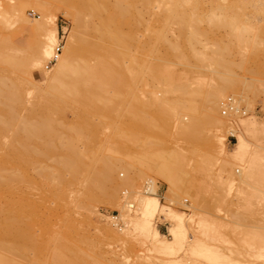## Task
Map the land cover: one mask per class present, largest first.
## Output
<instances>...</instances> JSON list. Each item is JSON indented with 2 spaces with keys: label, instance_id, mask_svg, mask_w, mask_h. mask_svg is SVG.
Here are the masks:
<instances>
[{
  "label": "rangeland",
  "instance_id": "1",
  "mask_svg": "<svg viewBox=\"0 0 264 264\" xmlns=\"http://www.w3.org/2000/svg\"><path fill=\"white\" fill-rule=\"evenodd\" d=\"M204 1H202L201 6L204 5L206 7L208 14H211L208 12L209 7H213L218 1L222 6L226 5L224 7H228V5L236 6L234 7L235 9L225 10L224 13L222 11V15L225 16L235 14L240 6H247V9L244 8L246 10L244 13L243 10L238 11L243 14L240 13V17H245L253 26L248 25V23L244 27H238L237 30V27L234 26L233 29L232 26L228 27L229 25L219 27L216 24V26L210 25V23L208 25L203 20L201 24L199 23L200 21L198 22V32L202 33L204 37L207 35L208 39L204 40V38L199 37L202 34L197 33L198 37L196 38L202 40H199L195 47L199 49L200 53L203 51L205 42L207 46L204 49L205 51H207L208 47L209 49L212 47L214 49L215 47L220 48L219 54L221 55L219 57L221 61L219 58L220 62H217L218 64H214L216 62L212 59L213 56L210 57L211 53L208 57L212 61L208 57L203 59L201 58L202 56L200 57L202 60L196 56L197 59L189 57L186 60L166 58L163 55L166 43L174 41L178 33L177 25L175 26V22H171L174 24L171 25V23L167 24V22L162 23V21H159L158 14L160 12L158 11V13V8L155 7L157 9L155 10L154 6L152 8L149 7L151 13L148 9H145L149 14H144V8H140L143 12L142 18L144 22L140 21L137 16L139 23L136 24L137 20L132 22L131 19L130 24L132 26L129 25L130 29L127 26L122 27L123 30L126 29L125 31L129 29V33H132L130 35H133L131 36L133 43L131 42V48H129L130 50L128 49L131 54L141 55L138 56L140 58L144 56L142 59L146 57L147 60H145L150 65H158L172 70L167 74H163V77L147 75L146 80L143 77L146 82L141 77H139L140 79L135 78L132 85L124 84L120 86L119 93L112 92L108 84H101L97 88L98 91L95 90L98 93L96 94L98 109L94 110V113H90L91 111L93 112V110H90L85 111L90 114L83 112L80 115L82 120L84 119L83 117H87V119L86 122L84 121L85 127L83 125L85 132L82 130V138H80V142L78 140V143H76L83 151V156L87 155V159H84L81 154L82 160L87 166L89 165V168L86 169H93L95 172L102 171L103 164L101 165V162L98 161V157L110 158L109 163L111 168L114 169L115 180L114 182H109L101 179V182L103 181L101 189L90 191V193L94 192L91 197H88V195H91L89 191H84L82 172L80 174H77L79 173L77 172L76 177H73L72 174L70 175L68 172L63 171L64 173L62 172V174L67 176H64V178L71 180V182L67 180L62 185L56 183L55 180H52V183L51 180L48 181L41 176L40 173L43 169L44 171L51 169L49 166L52 165L53 156L49 155L52 157L47 159L48 155H45L46 157H43V159L42 157H36L39 154L46 153L47 151L43 147L50 143L49 134L44 133V131H37V125L44 124L45 126L48 122H53L56 125L63 124L66 121L70 123L69 121L76 116L72 113V108L66 106L70 112L62 109L55 101L56 98L54 99L53 95L47 94L46 88L33 71L32 62H34V59L31 56V44L36 38L35 27L30 25L33 32L32 37L22 23L16 20L15 16L9 15L10 17H7V21L5 20V23L2 22V25L0 22V40L5 39L7 42L10 40L11 46L15 45L17 47L14 48H18V52L16 49L15 52L24 59V61L22 60L23 64H20L18 70H16L17 73L14 70L15 68L13 70H9V68L3 70L4 67L3 69L0 68V71H2L0 72V80L4 78L3 80L6 79L7 82L14 83L15 88L18 89L20 101L16 112L19 116L17 121H11L13 123L10 122L6 125L0 123L5 126L0 127V168H2L0 171L3 175L0 181V264L260 263L257 257L260 254L259 250L261 252L264 248V237L261 236L264 235V213L260 212V204L256 199H253L248 209L240 204L238 205L239 207L236 204L232 206L231 204L237 200V192L234 189L232 190L236 193L231 192L232 190L230 191L231 193L226 192L225 182H222V180L220 182L219 178L217 179L215 167L212 166L213 156L211 157L207 149L203 148L206 147L207 142L213 136L212 125L204 119V115L209 103L208 98L210 97L207 98V96L209 91L212 93L210 84L213 85L212 82L214 80L220 82L221 80L219 79L224 78L222 80L224 82L225 78H227L224 83L226 85L229 83L225 86L227 89L222 86L223 82L217 85L221 90L222 88L225 89L223 91L227 93L225 97H221L222 104L220 103L219 106L220 115L227 119L224 122L223 129L221 131L218 130V132L220 131L219 135L221 133V137L216 134L217 131H214V134L219 136L218 138H221L226 145L227 154H229L236 143V138L228 136V133L231 134L230 131L240 128V117L243 118L246 115L254 114L258 119H264V13L255 12L254 14V10L252 12V6L263 8L264 0H259L262 1L260 2L262 6L257 3L259 2L257 0H251L252 2L249 0L251 4L249 6L251 7H248V1L246 3V0H243V2L242 0H230L231 3L229 0ZM214 1L217 3H214ZM237 1H240V5ZM253 1L256 3H253ZM59 2L58 0H0V17L3 11L12 8L20 11L27 20L36 17L38 10H40L42 17L46 21H49V17L54 15L57 24L56 43L59 42V49L62 52L61 45L63 46L64 42L68 41L74 22L70 16L64 14L65 7L60 6ZM241 2L244 4H241ZM203 7L202 10L204 9ZM153 10L157 13L152 12ZM67 11L69 12V10ZM136 11L138 12V10ZM238 11L236 15L238 14L239 16ZM199 13L204 14L206 12L201 13L200 11ZM220 14L218 13V16ZM138 15L141 14L139 13ZM151 15L154 18L157 17L159 22L157 19H152ZM133 19L135 20V18ZM95 21L96 19H92V22L95 23ZM82 30H85V25ZM156 30L160 35L164 34L163 38H165L162 43L161 41H159L160 43L156 41L158 40L154 36L158 34ZM234 31L236 34L243 32L245 35L242 34L244 39L247 36L249 41L247 40L245 45L238 44V41L234 40H237V36L239 39L241 34L239 33L236 36L233 33ZM233 34L236 39H234ZM242 35L241 37L243 38ZM253 38L256 41L259 40V42L254 43L257 45L256 48V45H252ZM199 42L202 44H198ZM8 44L2 46V41H0L1 49L6 50L3 47L8 49ZM162 44L165 46L163 47ZM3 50L1 51L2 53L9 52L8 50L11 52V49ZM189 55L191 56V54ZM52 63L54 64L51 61L47 66L51 68ZM19 69L22 71L20 72ZM7 70L10 72H7ZM212 76L216 78L213 77V79L211 78ZM161 78L162 80H160ZM97 79L99 81H107L109 77L100 75L97 76ZM166 81H168V84H166ZM47 97L49 100H47ZM227 98H232L236 103L237 111L235 113L233 111H222L223 103ZM136 100H143L145 103L146 115L144 120H146V130L143 133L132 131L135 120L131 113L138 104ZM229 113L234 115H229ZM69 116L71 119H69ZM187 122H190V124L194 122L195 125H191L194 130L191 129L187 131L188 133L185 131V136H178L183 135V132L181 134L178 132L180 125ZM208 129L211 130V135ZM58 131L59 135H63L62 131ZM179 137L180 140L178 142ZM215 138L213 137V140ZM175 139H177L178 143L174 142ZM216 139L214 141H217ZM203 142H206V144ZM263 143L262 145L264 146ZM157 145L162 147L164 153L176 151L181 154L180 157L182 159L178 158L174 171L178 177L185 179L187 194L182 193L183 189V191L178 189L179 191L176 190L177 192L175 191V193L171 194L167 185L155 173L148 171L146 167H143L144 165L140 166L136 162L146 153L148 155L158 152L155 148ZM95 158H97L96 161ZM50 159L52 160L49 161ZM180 160H184L182 161L183 164ZM88 161L92 163V166ZM94 161L99 163L96 165ZM46 167L49 169H46ZM83 169L81 171L84 173ZM232 169L234 174L238 175V170L241 171L240 164L236 163ZM91 172L90 174H92ZM6 176L7 179L11 176L14 177V179L11 177L14 182L10 181L12 180L10 178V180H7ZM186 176L189 177L187 178ZM4 177L7 181L3 180ZM149 178L153 180L152 185L157 191L155 197L159 207L156 211L152 209L147 211L139 200V197L143 195H150V192L147 193L146 191L148 186L147 179ZM27 179L29 180L27 181ZM56 184L59 186L57 187ZM110 190L111 194H106ZM226 193L227 195L230 194L227 196ZM129 204H132L131 208ZM120 206L123 209H119ZM103 210L104 213L108 214L102 215ZM116 211V217L123 222V228H117L110 222L109 213H115ZM145 213H149L146 218L150 222V235L148 234L149 232L139 231L138 229L141 228H138V225H133L135 222L134 217L137 220L138 217H143ZM173 213H181V219ZM106 228L112 229L113 232L121 237L116 238L107 234ZM150 228H152L151 231ZM153 230H156L161 235L153 238ZM181 237L184 239L182 240ZM178 239H181V241ZM161 240L173 242V247L176 240V242L179 241L182 244L177 243L179 246L173 248V250L176 249L174 253H171L173 250L169 252V250L165 249L166 253L159 252V254L157 251L163 252L160 250V245H158ZM156 245L158 246L157 251L155 250L157 248ZM212 255H216L217 260L211 259ZM220 256H222V259ZM218 260L220 263H218Z\"/></svg>",
  "mask_w": 264,
  "mask_h": 264
},
{
  "label": "bare ground",
  "instance_id": "2",
  "mask_svg": "<svg viewBox=\"0 0 264 264\" xmlns=\"http://www.w3.org/2000/svg\"><path fill=\"white\" fill-rule=\"evenodd\" d=\"M58 1H60L59 2L60 6L65 7L64 8L65 9L64 14L67 16H70L73 19L72 21L74 22L73 23L74 24L73 30H72L70 37L68 38V41L64 42L63 46L61 45V49H63L62 52H61V50H57V51L55 50V45H56L55 43L57 41V37H56V32H57L56 31V25L57 24H56V17L54 15L49 17V19H50L49 21H46L42 17L40 10H38V15L36 17L32 18L31 20H27V18L20 11L12 8V9H6L5 11H3L1 13L0 22L2 25V22L5 23V20L7 21V17H10L9 15H11L12 17L15 16L16 20L19 23H27L28 25L35 27L34 30H36V38H35L34 42L31 44V56L34 59V62H32L33 63V71L38 76L39 80L42 82L44 87L46 88L47 94L53 95L54 99L56 98L55 101L62 107V109L69 111L68 107H66V106H69L70 108H72L73 109L72 113H74L76 116V117H74V118H76L74 121H71L74 118L72 117L73 119H71V117L69 116V119H71V120L69 121L70 123H68L65 120L67 122V124H65L66 122H64L63 124L56 125L53 122H48L45 124V126H44V124L37 125V131H44V133L49 134L48 136H50V139H49L50 143L48 145H45V147L41 146V147L45 148V150L47 152L42 154V155L36 154L37 155L36 157L37 158L42 157V159H43V157H46L48 155L46 157V159H47V158H51L53 156L52 157L53 161L51 162L52 165L49 166L51 169L46 167V169H49V170L44 171V169L42 168L43 170L40 173L41 176L46 178L48 181L51 180L52 183H53L52 180H55L56 183H58V184L60 183L62 185L65 181L69 180V179L66 180L64 178V176H66V175L62 174L63 171H66V173L68 172L70 175L72 174L73 177L74 176L76 177L77 172H79L77 174H80L82 172L81 175H83L82 181H83L84 191L85 192L89 191V194H91V195H88V197L89 196L91 197L94 194V192L90 193V191H93L94 189H95V191L101 189L100 187H102L101 184L103 181L114 182V180H115L114 169L111 168L110 163H109L110 158L103 157V156H102L103 158H101L100 156L98 157V161L101 162V165L103 164L102 165L103 168H105L107 166L103 170V168H101V165H100V168L102 171L95 172L93 169H91V170L86 169V168H89L88 167L89 165L87 166V164H85V162L82 160V158L84 157L82 154L83 151L77 146V143H78L77 141L79 140V142H80V138H82V135H81L83 132L82 130H84V127H85L84 121L86 122V119H87V117L86 118L83 117L84 119L82 120V117L80 115H82L83 112L86 114L94 113L95 112L94 110L98 109V105L96 103V101H97V95L96 94H98V93H96L95 90L98 91L97 88L100 87L101 84H108L111 87L110 90L112 92L115 91V93L116 92L119 93L120 86H122L124 84L132 85L133 80L135 78H139V77L143 78L144 77L146 80L147 75H153L154 77L155 76L161 77L163 74H165V73L167 74V73L171 72V70H172V69L170 70V68H165V67L158 66V65H153V64L150 65L147 63L146 57L144 59H142V57H144V56H142L140 58L138 56H141V55H137V54L133 55L135 53L131 54L129 52V50H130L129 48H131L130 46L133 43L132 37H131L133 35H130L132 33H129L130 26H132V24H130L131 19H132V22H134L137 20V16H138L140 21L144 22L143 18H142L143 12H144V14L148 13V11H146V10L147 9L149 10V7L152 8L154 6V9H155V7L158 8V10L157 9H155V10H157V12L158 11L160 12V14H158V18L160 20L157 19V17L154 18L151 15L152 19L153 18L157 19V21L158 20L162 21V23L167 22V24H170L171 22H173V23L175 22L174 24H175V26L177 25V32H178L175 36L174 41L168 42V43H166V41H165L166 47H165L163 55L166 58H173L174 60L175 59L186 60V59H189V57L193 58L195 56L197 58H200L202 56L201 58L204 59V58L208 57L211 53L212 55L210 57L213 56L212 59H214L216 62L214 64H218L217 62L221 61V58L219 57V55H221V54H219L220 48L215 47V49H214V47H212L211 49H213V50H211L208 47L207 51H205L204 50L205 47L207 48V46L205 44L206 42H205L203 44V47H204L203 51H201V53H200L198 51L199 49H197L195 47L197 42L199 40L200 41L202 40L200 38H199V40H198V38H196V37H198L197 33L202 34V33L198 32V29H199L197 27L198 22L200 21L199 23L201 24V23H203L202 22V20H203L204 22H207L208 25H209V23H210V25L216 24L219 27L220 26H228V25H229L228 27L234 26V27H237V30H238V27L239 28L244 27V25L246 26V24H248V23H249L248 25H250V26H252V25L250 24L249 20H246L245 17H242V16L240 17V15L242 13H241V11L240 12L238 11V10H243V13H244L246 11V10H244V8H246L247 6L246 7L240 6V8L238 7L237 11L239 13V16H238V14L236 15L237 11L235 12V14L233 13L231 16H229V15L225 16V15H222V13H221L222 11L224 13L225 10L235 9L234 7H236V6L228 5V7H224L226 5L222 6V4L219 3V1H218V3L216 1H214V3H217L214 5L215 7L214 6L209 7L208 12H210L211 14L207 13V11L205 9L206 7L204 5H203L204 7L201 6L202 1H204V0H58ZM240 1H237L239 3V5H240ZM247 1H248V7H251V6H249V4H250L249 0H246L245 2L247 3ZM254 1H253V3H256ZM257 1H259V0H257ZM209 2H211V1H209ZM229 2H230V0H229ZM242 2H243V0H242ZM242 2H241V4H244ZM250 2H252V1L250 0ZM260 2H262V1H259L257 3H260ZM209 4H211V3H209ZM139 5H140V7H139ZM239 5H237V6H239ZM245 5H247V4H245ZM252 5H254V4H252ZM255 5H257V4H255ZM198 6L201 9V10L199 9V12L201 11V13L202 12H206V13L200 14L197 10ZM261 6H262V4H261ZM141 7L144 8V10L145 9L146 10L145 11L143 10V12H142V10L140 9ZM202 7L204 8L203 10H205V11L202 10ZM67 10H69V12ZM136 10H138V12ZM249 10H250V8H249ZM253 10H254V14H255V12L264 13V7L262 8L260 6L259 7L258 6H252V12H253ZM150 11L151 10H149V12ZM152 12L157 13L154 10ZM139 13L141 15H138ZM218 13L219 14L221 13V14L218 16ZM226 14H228V13H226ZM253 17H254V15H253ZM133 18H135V20ZM92 19H96L95 23L92 22ZM138 20L135 22L136 24L140 22V21L138 22ZM153 22H154V20H153ZM4 23H3V25H5ZM155 23H156V21H155ZM173 23H171V25ZM1 25H0V27H1ZM84 25H85V30H82V27ZM123 26L129 27V29L127 27H125L128 29L127 31H125L126 29L123 30V28H122ZM163 26L167 27L165 25H163ZM234 27H233V29H234ZM235 30H236V28H235ZM240 30H242V29H240ZM243 32H241V33L239 32V33L242 35ZM157 33H158V31H157ZM203 33L205 35V31ZM233 33H235L236 36H237V34H239V33L236 34L235 31ZM153 34H154V32H153ZM146 35H147V32H146ZM241 35L239 36L240 37L239 39L237 36V40H234V41H238L237 42L238 44L241 43V44L245 45L247 40L249 41V39L247 38V36L244 39L245 35L244 34H243L244 36L242 35L243 38L241 37ZM154 36L158 39V40L155 39L157 42L161 41V43H162L164 41L165 37L163 38V36H164L163 33H162V35H160L158 33L157 35H154ZM206 36L204 37L202 34L199 37L204 38V40H206V39H208ZM236 36H234V34H233V37H235L234 39H236ZM130 39H131V41H130ZM3 40H0V41H2V46L3 45L6 46L5 44L9 43L7 46H8V49H11V52L6 47H3V48L8 50L9 52L1 49L2 47H0V49H1L0 50V68L3 69V67H4L3 70H5V68H9V70H13L15 68L14 70L16 72V70H18L19 65L23 64L24 59H22V57H20L18 55V53L15 52L16 50L18 52V48H14L17 46L13 45V47H12L11 46L12 43L10 42V40L8 42L5 39H3ZM255 41L256 40L253 38L252 45H256L254 43L259 42V40H257L256 42ZM141 43H142V41H141ZM200 43L201 42H199L198 44H200ZM237 43H236V45H237ZM248 44H249V42H248ZM164 46L165 45H163V47ZM213 46H215V45H213ZM256 47H257V45L255 46V48ZM221 49L223 50V48H221ZM2 50L6 51V53H4V52L2 53L1 52ZM141 50H139V51L141 52ZM223 51H221V52H223ZM131 52H132V50H131ZM189 54H191V56ZM51 57H53V59H54L53 60L54 64L52 63L51 68H49L46 65V61H48ZM196 57L194 59H197ZM219 58H220V61H219ZM20 60L21 61L23 60L22 63ZM210 61H212V60L210 59ZM220 65H221V63H220ZM10 68H12V69H10ZM21 71L22 70H20V72ZM0 72H2V71H0ZM7 72H10V71L7 70ZM12 72L14 73V71H12ZM144 74H146V75L144 76ZM100 75H106L109 77V79L107 81H99L97 79V76H100ZM213 77L216 78L215 76H212L211 78H213ZM144 78H143V80H144ZM3 79L0 80V123L3 125L4 124L6 125V124L10 123L11 121H15V120L17 121V117L19 118L18 113L16 114V112L18 111L17 109L19 107H17V106L20 105V101H19V95L17 92L18 89L15 88L14 83L11 84L9 81L7 82L6 79L5 80H3ZM217 79H219V78H217ZM223 79L224 78L219 79V80H221L220 82L218 80H217V82L214 80L215 81L214 82L212 79H210L213 81L212 82L213 85L210 84V86L212 88V93H211V91H209V94L210 93L211 94L210 95L208 94V96H207V98L209 96L210 97L208 98L209 103L207 105V109H206V113L204 115V119H206V121L212 125L211 129L213 130V134H212L213 136H211V139L209 138L210 140L207 142L206 147H204L203 149L206 148L207 152L210 154V156L211 157L213 156L212 166L215 167L214 169H215V172L217 174V179L219 178L220 182H221V180H222V182L223 181L225 182L226 189H227L226 192L228 193L232 189H234L237 192L236 193L233 190L231 191V192H235L238 195V196H236L237 200L235 202H233L231 205L233 206V204L234 205L236 204V206L239 207L238 205L240 204V205L245 206L248 209V208H250V205L252 204L253 199H256L258 201V203L260 204V206H259L260 212L263 214L264 213V146L262 145V143L264 142V119H258L254 114L246 115L243 118L240 117V128L235 130V131H230L231 135H233L236 138V143L234 144V147L229 152V154H227L228 152H227L226 145L224 144V142L221 138H218L219 136L221 137V133L219 135V132L223 129L224 122L227 119L226 117H222L219 113L220 103L222 104L221 97L223 98L227 94L223 90L227 89V88H225V86H227L229 84V83H227V85H226V83H224L227 81V78H225L224 82L222 81ZM160 80H162V78ZM228 80L231 81L230 79H228ZM164 82H165V80H164ZM167 82L168 81H166V84H168ZM221 82H223L225 85L222 84ZM209 83H211V82L209 81ZM220 83L222 84V86H224L225 89L222 88V90H221V88L217 87V85ZM232 85H234V83H232ZM222 86H220V87H222ZM213 87L216 89H214ZM208 99H207V102H208ZM47 100H49L48 97H47ZM51 101H49V102H51ZM136 101L138 104L136 105L135 109L131 113V115L133 116V119L135 120L133 122L134 124H133V130L132 131L135 133H143L146 130V120H144V116L146 115L145 103L143 100L142 101L136 100ZM223 105H222L223 111H225V112L226 111H233L235 113V111H237L236 103L233 101L232 98H227L224 101ZM64 107H66V108H64ZM58 108H56V109H58ZM90 110H93V112L92 111L90 113L85 112V111H90ZM232 114L233 113H229V115H232ZM85 116H87V115H85ZM192 120H193V117H192ZM11 123H13V122H11ZM210 124H209V126H210ZM83 125H84V127H83ZM191 125L192 126L195 125L194 122H192V124H190V122H187L186 124H184V123L181 124L179 129H178L179 130L178 132H180L179 134H181V132H183L182 133L183 135H178V136H181V137L185 136V133H184L185 131H186V133H188L187 131L193 129V127ZM11 126H13V125H11ZM0 127H5V126L1 125ZM0 130H1V128H0ZM58 130L62 131V134L64 136L59 135ZM218 130H220V131L218 132ZM208 131L210 133L211 130L208 129ZM214 131L215 132L217 131L218 133L216 132V134L219 136L215 135ZM84 132H85V130H84ZM126 132H128V131H126ZM211 133H210V135H211ZM213 137L214 138L216 137L217 139L216 138L215 139L217 141H214L215 139L213 140ZM183 138H185V137H183ZM44 139H46V138H44ZM176 140L177 139H175L174 142L178 143L180 140V137L178 138V142ZM184 141H186V140H184ZM203 143L206 144V142H203ZM174 147H175V144H174ZM155 148L158 150V152H156V153L150 152L152 154H148V155H146L147 154L146 153V154L142 155V157L139 158L138 161H136V162L139 163L140 166L144 165L143 167H146V169L148 171L155 173L157 175V177H159V179L162 180L167 185L169 192H171V194L175 193L176 190L179 191L178 189H180V191L183 189L184 191L182 190L183 191L182 193L187 194L188 191L186 189L187 184L185 183V179L182 177H178L174 171V167L177 164V160H179L181 158L180 157L181 154L176 152V151H173V152L169 151L170 153H168V152L164 153L162 151V147H160L159 145H157ZM175 148L177 149V147H175ZM183 149L185 150L184 147H183ZM201 151H202V149H201ZM203 151H206V150H203ZM180 152L182 153V150ZM81 154L83 157H81ZM184 154H185V152H184ZM49 155H52V156L50 157ZM84 155H86V154H84ZM86 156L84 157V159L86 158ZM202 158H203V156H202ZM96 159L97 158H95V161H96ZM51 160L52 159H50L49 161H51ZM92 160H94V159H92ZM37 161H38V159H37ZM95 161H94V164L97 165V163H99V162L95 163ZM182 161H184V160H182ZM88 162L90 163V161H88ZM236 163L240 164V168H241V171L238 170V173H239L238 175H235L233 172V169H232L233 165H235ZM90 164L92 166V163H90ZM182 164H183V162H182ZM204 166H206V165H204ZM83 168H85V169H83ZM0 169H2V168H0ZM81 169H83L85 172L83 173V171H81ZM211 170H212V168H211ZM178 171H176V172H178ZM90 172L92 174H90ZM129 172H131V171H129ZM1 173L2 172L0 171V181L2 180V176H3ZM145 173H146V171H145ZM11 177H8V179L9 178L14 179V177H12V178ZM4 179H5V177L3 178V180ZM6 179H7V176H6ZM13 179L10 181H13ZM101 179L103 180L102 182H101ZM28 180L29 179H27V181ZM69 181L71 182V180H69ZM66 183H68V182H66ZM10 184H12V183L10 182ZM58 184H56L57 187L60 185V184L59 185ZM152 184H153V180L151 178L147 179V185L148 186L146 188V191H147V193L150 192V195H143V196L139 197L140 202L147 209V211H148V209H152L153 211L154 210L156 211L159 207L157 200H156L157 198L155 197L157 194V191ZM80 185L82 186V184H80ZM188 185H189V183H188ZM190 187H192V186H190ZM60 192L62 193V191H60ZM107 193L110 195L111 190H110V192L107 191L106 194ZM227 193H226V195H227ZM85 195H87V194H85ZM111 197H113V196H111ZM252 197H255V198H252ZM60 199H61V197H60ZM261 205H262V209H261ZM129 207L131 208L132 205ZM119 209H123V207L120 206ZM163 209L165 210V208H163ZM163 209H161V210H163ZM148 214H146V213H145V215L143 214V217H138L140 219L137 218V220L134 217L135 222L133 223V225L134 224L138 225V228L142 229V230L138 229L139 231H144L147 233L149 232L150 222H149L148 218H146V215H148ZM173 214L180 217V219H181V213H173ZM262 221H263V219H262ZM123 226L124 225H122L121 227L123 228ZM121 227H119V228H121ZM105 230H106L107 234H109L113 237H116V238L121 237V236H118L115 232H113V230L110 228H106ZM151 230H152V228H150V231ZM184 233H185V231H184ZM148 234L150 235L151 233L149 232ZM159 235H161V234L158 233L156 230L152 231V237L153 238H156ZM261 236L264 237V235H261ZM182 237H181V239H182ZM181 239H178V240L181 241ZM176 241H175V246H179V244L181 242L179 243V241L178 242H176ZM261 242H262V240H261ZM177 243H179V244H177ZM173 244H174L173 242L161 240L158 245H160V247H161L160 250H162L163 252L157 251L158 250L157 245H156L157 248L155 250L157 251V253L160 252V253L164 254L165 249L169 250V252L173 250V248L175 247V246L173 247ZM263 245H264V240H263ZM261 246H262V244H261ZM175 248H177V247H175ZM175 250L176 249H174L171 253H174ZM208 252H209V250H208ZM259 253H258L259 257H257L260 260L259 264H264V248L261 250V252L259 250ZM258 254H255V255H258ZM216 255H212L211 259L217 260ZM56 256H58V255H56ZM210 256H211V254H210ZM220 257L222 259V256H220ZM218 259L221 261L220 258H218ZM220 261L218 263H220ZM214 263H215V261H214Z\"/></svg>",
  "mask_w": 264,
  "mask_h": 264
},
{
  "label": "built area",
  "instance_id": "3",
  "mask_svg": "<svg viewBox=\"0 0 264 264\" xmlns=\"http://www.w3.org/2000/svg\"><path fill=\"white\" fill-rule=\"evenodd\" d=\"M60 45H59V42H57L56 43V45H55V50L57 51V50H60L59 47ZM54 59H53V57H51L49 60H48V62L46 63V65H48V64H50V62L51 61H53ZM223 111V110H222ZM228 136H231V137H233V135H231L230 133H228ZM132 204H129V206H131ZM102 215H106V214H108V213H104V210L102 211V213H101ZM116 214H117V211L115 212V213H109V216L111 217V220H110V222H111V224L112 225H114L115 227H117V228H119V227H121L122 225H123V222H121L117 217H116Z\"/></svg>",
  "mask_w": 264,
  "mask_h": 264
},
{
  "label": "crops",
  "instance_id": "4",
  "mask_svg": "<svg viewBox=\"0 0 264 264\" xmlns=\"http://www.w3.org/2000/svg\"><path fill=\"white\" fill-rule=\"evenodd\" d=\"M22 25L25 27V29H27L29 31L30 35L33 37V32H32V28L30 27V25L24 24V23H22ZM32 40H33V38H32Z\"/></svg>",
  "mask_w": 264,
  "mask_h": 264
}]
</instances>
